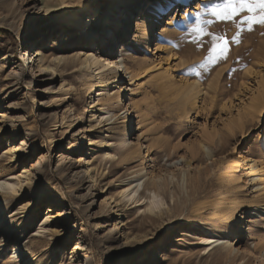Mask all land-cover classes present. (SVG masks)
<instances>
[{
  "label": "rangeland",
  "instance_id": "1",
  "mask_svg": "<svg viewBox=\"0 0 264 264\" xmlns=\"http://www.w3.org/2000/svg\"><path fill=\"white\" fill-rule=\"evenodd\" d=\"M227 3L146 0L140 12L152 4L160 13L149 48L134 49L142 46L133 45V27L122 40L127 62L144 67L102 84L111 95L123 85L105 121L113 112L102 118L99 98L109 93L88 89L90 73L52 66L40 75L33 58L39 43L66 57L98 52L105 31L95 20L110 1L0 0V182L23 181L17 193L0 189V264H77L85 253L76 242L91 264H264V95L256 92L264 25L249 31L247 10L232 20L212 15ZM36 18L46 32L28 38L25 23ZM198 21L209 34L197 37ZM213 35L230 41L227 59L201 67ZM159 175L165 204L145 211ZM140 177V201L124 199ZM49 205L53 215L70 214L44 230ZM212 237L224 245L208 253Z\"/></svg>",
  "mask_w": 264,
  "mask_h": 264
},
{
  "label": "bare ground",
  "instance_id": "2",
  "mask_svg": "<svg viewBox=\"0 0 264 264\" xmlns=\"http://www.w3.org/2000/svg\"><path fill=\"white\" fill-rule=\"evenodd\" d=\"M110 4L106 10H104L100 15L97 16L95 23L96 25L100 28L103 29L105 32L103 35L98 36L99 40V48L98 52H84L83 56H80L79 54H76L77 56H72V57H66L63 55H59L57 51H49V53L43 49V45L39 43L37 49L34 51V61L38 62L37 66L40 71V75L46 74L49 69H51L52 66L58 67L61 66L64 69L67 70H72L73 72H79L81 74H89L90 73V82L87 84L88 89L97 90L100 87H103L99 90L100 95H104L106 93H109L108 98L106 97H101L99 98V102H101V105L98 109L100 112V116L104 118V115L110 114L111 112L112 115L106 116L105 121H109L113 119V117L116 116V113L110 108V106H120L122 103L120 102V93L123 90V85H116L112 89H116L117 95H111L109 91V86H102V84L106 82H110L111 80H115L114 83H117L119 79L122 76L123 70L126 72L130 73L132 76L137 73V69H142L144 67L145 62L138 63L139 65H134L131 64L130 62H127L126 60V54L124 55V51L128 52L127 48H124L127 46V43L124 41L122 42L123 39H126L129 36L130 29L133 27V33L135 32V36L133 37L134 39V46H142L141 49H136L135 50H143L146 48H149L147 45V38H149L150 34L153 33V30L156 28V24L159 21V11L151 4V5H146L144 9L140 12L139 9L141 5L146 1V0H109ZM155 1V0H154ZM49 4L47 1L44 2L45 7H49ZM123 13V14H121ZM144 13L143 16H141ZM132 15L133 17H137V27L135 30V22H132V18L129 20V16ZM147 17V18H145ZM43 18H36L34 20H30L27 23H25L24 29L27 31L26 37L28 38H36L39 37L40 35H43L44 32H46V26L44 28H40L43 26ZM132 33V36H133ZM108 38V39H107ZM137 40V41H136ZM143 40V41H141ZM122 42L120 44L123 45V49H121V55L119 56L118 54H115V48L116 45ZM138 42V43H137ZM107 46V48H106ZM79 55V56H78ZM134 57V56H133ZM122 68V69H121ZM257 75L261 76V73H257ZM112 83H110L111 86ZM257 90L256 92L260 94L261 96L264 95V75L262 78H259V82H257ZM257 96V95H254ZM260 96V97H261ZM259 97V96H257ZM253 98V97H252ZM256 99V97L254 98ZM93 102L91 103L90 107H94L92 105ZM107 106V107H105ZM129 114L127 118L129 119ZM231 125L228 126V130L231 132ZM126 135H123L121 144H124L127 142V139L125 137ZM137 142H139V137L136 139ZM108 143V141H107ZM17 145H14L12 147V151L16 154L20 149ZM141 150V149H139ZM106 155L108 157H115L111 152H107ZM16 157V155L14 156ZM93 156L92 154H89L87 157V169L86 173L90 176V179H95L96 178V170L97 166L94 167V164L96 160L92 159ZM123 161H129L132 159V155L128 154L124 156ZM188 165H190V161H188ZM34 167V166H32ZM26 170V169H25ZM27 171V170H26ZM25 173V172H24ZM143 177L138 178L136 181L130 182V184L123 189L122 191V196L125 198H128V200H133V203H138L141 199V194H138V197H135V195L138 193V188L140 187V183L142 181ZM156 178L158 180H165L163 176H154V185L153 187L155 188L154 190H151V196L149 203L146 204L145 211H162V210H156V209H161V206H163L164 199L160 196L159 191L162 189V186L164 183H158L156 182ZM27 180H30L27 177ZM22 180L10 183L8 181H3L0 182V189L5 188L4 186L10 187L13 192H19V190L23 187L22 186ZM264 190V187L261 189ZM0 198L2 201L6 200L5 194H0ZM53 202V201H52ZM46 212V218H45V225L43 227L44 230L51 228L52 224L58 223L61 220V217H65L67 214H70L69 212L67 213V209L65 210V213H62L61 215H53L52 211V206L49 205L47 208ZM55 213V212H54ZM4 222L3 217H0V225H2ZM222 238L214 239L208 238L205 239V250L207 252H212L215 250L217 247H220V245H224L223 242H221ZM127 240H129V237H127ZM36 249L38 247L35 246ZM233 247L231 246V249ZM75 250H83L85 255L82 256V259L77 262V264H91L89 260V255H88V249L81 244L80 242H76L75 244ZM262 255H264V245L262 248L258 249ZM22 251L21 246H15L14 247V256L19 257L20 252Z\"/></svg>",
  "mask_w": 264,
  "mask_h": 264
},
{
  "label": "snow or ice",
  "instance_id": "3",
  "mask_svg": "<svg viewBox=\"0 0 264 264\" xmlns=\"http://www.w3.org/2000/svg\"><path fill=\"white\" fill-rule=\"evenodd\" d=\"M245 10L248 13H253V15L244 17V22L249 25V31L252 30L254 25H264V0H238V3L234 2V0H228L226 6H217L211 11L212 15L219 20H232ZM257 10H259V13H257ZM192 31L196 33L197 37L209 34L204 32L199 21L193 26ZM212 40L213 43L207 58V64L201 65V67H207L208 64H217L221 60L227 59V54L230 50V41L224 36L217 35H213ZM234 40L239 43V33ZM196 74L199 75V72Z\"/></svg>",
  "mask_w": 264,
  "mask_h": 264
}]
</instances>
